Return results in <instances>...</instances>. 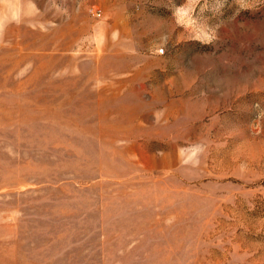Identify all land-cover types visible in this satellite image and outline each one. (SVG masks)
I'll return each mask as SVG.
<instances>
[{
    "label": "rangeland",
    "instance_id": "obj_1",
    "mask_svg": "<svg viewBox=\"0 0 264 264\" xmlns=\"http://www.w3.org/2000/svg\"><path fill=\"white\" fill-rule=\"evenodd\" d=\"M0 264H264V0H0Z\"/></svg>",
    "mask_w": 264,
    "mask_h": 264
}]
</instances>
